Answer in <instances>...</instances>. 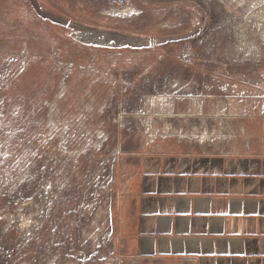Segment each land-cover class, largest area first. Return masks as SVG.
Segmentation results:
<instances>
[{"label": "rangeland", "instance_id": "obj_1", "mask_svg": "<svg viewBox=\"0 0 264 264\" xmlns=\"http://www.w3.org/2000/svg\"><path fill=\"white\" fill-rule=\"evenodd\" d=\"M264 152V0H0V264L139 257L142 155Z\"/></svg>", "mask_w": 264, "mask_h": 264}, {"label": "crops", "instance_id": "obj_2", "mask_svg": "<svg viewBox=\"0 0 264 264\" xmlns=\"http://www.w3.org/2000/svg\"><path fill=\"white\" fill-rule=\"evenodd\" d=\"M122 195L139 257L264 264V152H154Z\"/></svg>", "mask_w": 264, "mask_h": 264}]
</instances>
